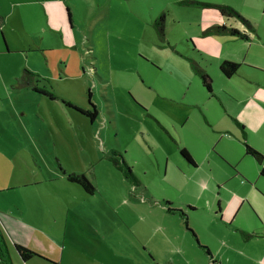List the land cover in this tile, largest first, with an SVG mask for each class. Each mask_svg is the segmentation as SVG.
<instances>
[{"label":"rangeland","instance_id":"1","mask_svg":"<svg viewBox=\"0 0 264 264\" xmlns=\"http://www.w3.org/2000/svg\"><path fill=\"white\" fill-rule=\"evenodd\" d=\"M219 4L250 19L263 39L258 41L253 35L254 41L245 42L229 35L205 34L209 25L220 22L252 35L242 20L222 16L215 7ZM162 15L165 37L155 25ZM0 17V208L5 211L3 202L13 206L22 202L25 207L28 201L30 208L23 218L31 222L30 227L43 224L55 231L58 241L68 247L64 264H84L91 255L87 242L100 248V256L117 257L130 242L128 230L143 229L146 219L174 227L173 220L162 217L163 211L150 208L151 194L177 199L204 195L209 204L211 181L214 193L224 189L220 195L250 192L246 179L255 182L263 164L246 155V139L235 141L223 133L225 141L217 147L200 143L207 129L206 109L210 118L226 124L230 122L227 112L235 103L227 108L217 97L206 102L210 94L192 62L200 60L196 46L209 60L202 64H210L214 86L221 81L219 58L234 61L244 53L247 61L258 62L253 54L263 49L264 0H0ZM11 36L17 39L15 46L7 40ZM18 46L22 49H15ZM248 46L252 53H247ZM26 70L38 74V85L46 86L56 98L27 85L22 79ZM185 97L188 101L197 98L201 104L190 115L184 137L196 148L198 161L203 156L208 160L200 165L195 180L186 179L184 188L177 190L160 175L154 176L151 167H158L160 160L164 164L166 157L171 165L183 162L180 136L170 129L173 124L163 109L168 100L178 103ZM66 102L92 110L95 106L98 114L92 119ZM250 130L248 144L264 156L260 146L264 133ZM211 135L220 138V133ZM226 148L230 161L220 155ZM114 152L133 169L135 180L115 166L110 159ZM63 169L84 173L96 187L95 193L88 194L60 178L66 177ZM238 169L243 174L236 175ZM137 178L140 185H136ZM13 185L17 186L12 189ZM20 195L27 201L17 198ZM35 195H56L54 208ZM246 204L248 208L236 218L226 214L218 224L213 222L218 202L211 216L200 209L187 222L202 246L210 248L205 243L211 244L218 262L252 264L253 243H264L262 238L247 242L240 233L261 232L264 225V208L258 205L257 216L251 204ZM175 220L189 233L185 220ZM0 226L12 263L23 264L1 219ZM198 251L206 256L201 248ZM56 254L60 263L62 254Z\"/></svg>","mask_w":264,"mask_h":264},{"label":"crops","instance_id":"2","mask_svg":"<svg viewBox=\"0 0 264 264\" xmlns=\"http://www.w3.org/2000/svg\"><path fill=\"white\" fill-rule=\"evenodd\" d=\"M1 20L2 17H0V21ZM217 24L219 25L221 23L214 22L206 29ZM229 26L239 29L240 31L246 33L249 37L247 39H242L229 35L231 39H242L245 42H252L255 40V38H253V35L257 37L258 41H261L263 39L262 34H260L256 29L250 30L248 28L252 33V35H249V33H247L245 30L240 29L237 25ZM7 40L9 41V43H14V46L17 43V39L13 36L7 38ZM22 41H24V39ZM260 44L262 45L263 49L257 52V54H253L255 56H258V62L255 63L247 61L245 58V54L239 53L238 60L234 61L240 63V67L238 71L231 77L225 76L220 69L221 63L225 60H229V58H219L218 78H220L221 81H218V86H214L212 81V92L208 91L210 96L206 99V102L212 97H217V100L221 101V104L227 108L234 107V105H232V102H234L235 108L230 109L229 111L227 110V113L229 114L228 116L230 117V122H227L226 124L219 123L217 122V120L214 121L212 118H210V116H208L209 109H206V124H204V126L207 129H211L213 131L207 133V129L203 131L204 139L200 140V143L204 147H217L218 143L225 141V135H223V133H225L230 137L232 136L233 138L231 139L235 141L239 139L243 140L242 137L246 139L245 143H243L246 149V143L248 144L249 141L248 132L251 131L250 129L258 131V133L261 131L264 133V43L262 42ZM247 48V53L253 52L250 49V46H248ZM15 49L22 48L18 46ZM194 51L195 54L200 57V60L197 63L208 73L210 64H202V62L208 63V58L203 57L202 52L198 50L196 46ZM229 88L233 89L235 92L231 93L229 91ZM178 101V103H175L176 100H174L172 103L168 100V103H166L167 105H165V109H163V111L165 112L168 121L170 120L171 124H173L170 129L172 131H174L175 129V131H177L178 135L180 136V150L182 148H185L191 155L193 163L184 158L181 154L183 160L182 163L184 165L181 163V161L175 162L173 165H171L169 158L166 157L165 163L163 164L160 160L158 167L157 165L151 167V172L154 176L160 175L161 180L170 184L177 190H181L184 188L183 181H185L186 179L195 180L196 172L201 167L200 165L206 163L208 159L207 156H203L200 159L201 162L198 161L195 156V152L197 153L196 148H194L192 144L186 141L184 137V132H188V129H186L187 121L190 115L200 107L199 105L201 103H198L199 101H197V98H192V100L188 101L186 100V97ZM238 128H240L241 133H239ZM175 131L174 134H176ZM215 133H220V138L219 136L215 138L214 135L212 137L211 134ZM194 135L196 137V135H199V132H197V134L195 133ZM174 136L177 137V135ZM262 137V143L260 146L264 147V136L262 135ZM227 140H229V137H227ZM248 145L252 146L253 144ZM223 147L224 146L222 145L221 148ZM255 149L258 150L257 148ZM258 151L262 150L259 149ZM220 155L226 160H231L229 158L230 156L228 148H226L223 152H220ZM246 155L253 158L247 153ZM151 164L153 163L151 162ZM263 167L264 158L263 166H261L259 169L260 174L256 181L251 183V181L246 179V182L250 184V192L240 193L239 195H220V193H222L224 189H219V193H214V182L211 181V184L213 186H210L208 189L212 194L210 195L209 204L204 195H188V197L192 199H189L188 197H185V195H183L182 197L177 199L171 195L166 194H151L150 196L153 202H150L152 204L150 208L152 210L163 211L162 217H164V219L168 218L167 221L173 220L172 222L178 226L174 225L173 227L169 222H166V224H163V222H160L159 224H153L152 220L146 219V224L143 229L136 230L130 228L128 230V232H130L128 233L130 238V242H128L129 244L125 245L126 249L116 254L117 257L112 258H107L104 255L100 256V248H96L92 242H87L86 248L89 250L88 253L91 255L87 257V260H85L84 264H178L179 261H184L187 264H223V262H218L213 258L212 252L210 250V248H212L210 243H205L210 246V248L205 246L208 249L207 251L200 244L195 232L192 229V232L189 231L191 237L190 238L189 233H186L183 228L179 226V221L175 220V218H178L181 221L187 219L188 222L189 219L191 220V215L200 211V209L207 210L208 214L211 216V211L213 212L212 209L214 208L216 202H218V208L214 210L215 218L213 222L215 224L219 223L218 220L223 222L226 214L230 215V217H233L234 215V218H236L240 211L248 208L246 202L248 204H251L252 208L256 210L254 211L253 209L254 213L258 216V212H260L258 205H261V207L264 208V173H261V169ZM62 173L66 177L61 176L60 178H63L70 184H76L68 180L66 172L62 171ZM133 173L135 174L134 171ZM241 174H243L242 170L238 169L236 175ZM136 185H140V181L138 180V178ZM257 185H259L260 187H257ZM13 186L14 187L12 189H14L17 185ZM78 186L82 188L80 185ZM35 196H41L46 201L50 209H52V207L54 208V199L56 195ZM20 197L22 198L23 202L24 200H26V196L20 195L17 198ZM136 198L137 201L141 200L139 195H136ZM224 202L226 203V206L224 205ZM25 204L26 205L24 207L22 206V202H19L15 206H13L12 204H7V202L1 203V205H3V207L5 208V211L3 210V208H0L2 209L1 211L4 212L0 217L2 224L5 227L6 231L11 235L14 243L32 249L33 251L41 254L50 261L35 257L27 262L22 261L23 264H27L30 261H39L42 264H64L63 257L68 247L58 241V239L55 237L57 236L55 234V231L51 228L43 227V224H37V228L30 227L29 224L31 222L26 221V219L23 218L25 216L24 214L28 213V208H30V205H28V201ZM180 211H183L186 214V217H184ZM249 217L251 218L250 215ZM194 228L195 230L197 229L196 226H194ZM240 233L243 236L244 240L247 242H253V240H257L258 238H262L264 240V225L262 226L261 232L258 231L246 233L244 231H240ZM222 245L226 244L223 242ZM253 246L254 251L256 249V254L254 255L255 257L251 259L253 261L252 264H264V253L262 254V252L264 251V243L254 242ZM70 248L77 249L78 246H70ZM199 248L204 251L206 255V258L204 257L205 259L199 253ZM262 249L263 251L260 252ZM57 252L62 254V261H60V263L58 262V258L56 256ZM251 254L253 256V252ZM70 262L72 261L69 260V263ZM245 263L248 264L247 262ZM241 264H243V262H241Z\"/></svg>","mask_w":264,"mask_h":264},{"label":"trees","instance_id":"3","mask_svg":"<svg viewBox=\"0 0 264 264\" xmlns=\"http://www.w3.org/2000/svg\"><path fill=\"white\" fill-rule=\"evenodd\" d=\"M215 7L218 8V10L222 16L236 17L239 20H242L243 25H245L247 28H249L250 30H255L250 19L245 18L243 15H241L234 8L227 6V5H222V4L215 5ZM164 22H165V15L160 16V18L155 22L157 30L162 35V37H165ZM207 33L230 35V36H233L236 38H242V39L249 38L246 33L240 31L237 28L231 27L225 23L219 24V25L217 24V25H213V26L209 27L208 29L205 30V34H207ZM192 63H193V67H194L195 72L198 74V76L200 77V79L202 81L203 86L209 92H212V79H211L210 75L194 60ZM239 67H240V63L234 62V61H229V60L223 61L220 65L221 72L227 77H231L232 75H234L238 71ZM22 79L27 85L32 86L33 89L36 90L37 92L44 94L51 99L56 98L55 95L46 86L40 87L38 85L40 83L38 74H35L33 72L26 70L25 74L22 76ZM66 105L73 107L76 110L81 111V109L79 107H76L75 105L73 106V104H71L69 102H66ZM89 115L92 119L95 118L96 117V110H94L93 112H90ZM180 152L184 158H186L187 160H189L190 162L193 163L191 155L189 154V152L185 148H182L180 150ZM246 153L248 155L252 156L256 161H258V163L263 164V158H264L263 155L258 150H256L252 146L248 145L247 143H246ZM112 155L113 156H111L110 159L113 161L115 166H117L119 169H121L126 174L127 178H131V179L135 180V174L133 173L132 168L129 167L124 162V160L122 159V156L116 152H114ZM63 171L66 172L64 169H63ZM66 175H67V178L69 181L80 185L87 193L93 194L96 191V187L94 186V184L88 179V177L84 173H74V172L67 173L66 172ZM180 212L184 217H186V214L183 211H180ZM185 223L187 225V230L192 232V230L188 228L187 219H185ZM193 235H194V232H193ZM14 247H15V250L17 251V253L21 257V260L23 262H27L30 259L35 258V257L50 261L49 259L42 256L41 254L33 251L32 249L24 247L20 244L14 243ZM202 247L208 251L207 247H205V246H202ZM0 264H13L12 260L10 258V253L8 250L6 238H5V235L3 233L1 226H0Z\"/></svg>","mask_w":264,"mask_h":264},{"label":"flooded vegetation","instance_id":"4","mask_svg":"<svg viewBox=\"0 0 264 264\" xmlns=\"http://www.w3.org/2000/svg\"><path fill=\"white\" fill-rule=\"evenodd\" d=\"M93 106V105H92ZM80 109H81V113H83V114H85V115H88V116H90L89 115V113L90 112H93L94 110H96V116H97V114H98V112H97V109H96V107L95 106H93V110H92V107L90 108V107H88V108H83V107H79ZM77 111H79V110H77ZM94 119V118H93ZM261 173L263 174L264 173V167L261 169Z\"/></svg>","mask_w":264,"mask_h":264},{"label":"water","instance_id":"5","mask_svg":"<svg viewBox=\"0 0 264 264\" xmlns=\"http://www.w3.org/2000/svg\"><path fill=\"white\" fill-rule=\"evenodd\" d=\"M69 20H71V19L69 18Z\"/></svg>","mask_w":264,"mask_h":264}]
</instances>
